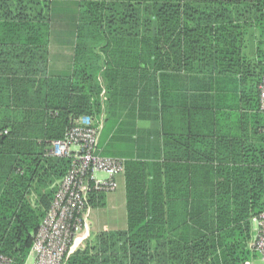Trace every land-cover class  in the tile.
<instances>
[{
    "label": "trees",
    "instance_id": "1",
    "mask_svg": "<svg viewBox=\"0 0 264 264\" xmlns=\"http://www.w3.org/2000/svg\"><path fill=\"white\" fill-rule=\"evenodd\" d=\"M60 2L79 3L80 19L76 25L74 20L69 72L54 75L52 13ZM182 71L213 79L220 95L231 88L241 92L236 106L250 113L256 140L238 144L229 161L189 153L195 138L190 133L184 144L180 134L165 138L168 151L156 156L144 154L139 138L133 154L109 147L103 156L98 146L100 156L125 160L127 229L102 232L67 264L261 259L251 243L254 220L264 212V0H0L1 257L28 263L56 184L71 168V159L49 154L52 142L81 116L101 120L119 99L128 98V111L146 118L151 75ZM133 74L140 84L126 98L116 82ZM167 109L158 108L163 119ZM107 121L112 127L124 123ZM127 123L135 129L136 119ZM107 195H91V207H105Z\"/></svg>",
    "mask_w": 264,
    "mask_h": 264
},
{
    "label": "crops",
    "instance_id": "2",
    "mask_svg": "<svg viewBox=\"0 0 264 264\" xmlns=\"http://www.w3.org/2000/svg\"><path fill=\"white\" fill-rule=\"evenodd\" d=\"M73 56L74 54H71L66 60L65 58H61V56L54 58L53 54H51L52 73L54 75H60L67 71L69 72ZM163 76H165L164 89H160L163 84ZM151 79L153 81L147 84L148 98L145 99L148 104L146 118H136L139 111H135V109L128 111L127 109L129 107L127 97L128 95L131 97V94L133 95L134 93L133 87L140 84L139 75H127L126 78L116 82L121 85L119 88L121 90L123 89L122 93L127 99L123 98L126 99L125 102L119 99L117 109H111L110 115L106 112H103L101 115L104 117L103 120L101 119L104 127L99 146L100 153L103 156H107L105 154H108L107 150L109 147L110 150L117 149L120 153H136L137 148L133 141L138 138V145L144 150V154L147 156H156L163 151H168L167 147H165L167 146L165 144L167 143L165 138L180 134L183 136L180 138L181 143L184 144L187 139L186 134L190 133L195 138L188 147L189 153H193L196 158H222L229 161V156H232L231 154H235V151H238V144L249 143L251 145L254 143L253 140H256L252 130L253 122L250 113L240 111L236 106L239 101L238 96L241 95V92H237L231 88L220 95L218 93L220 86L213 79L205 75H197L196 77L189 78L184 71L179 74L172 72L165 75L154 74L151 75ZM101 81L102 83L104 82L103 79ZM122 85L128 87V90L124 92ZM223 85L226 87L229 86L227 83ZM103 89V92L106 91L107 93L105 86H103ZM131 101L137 108L140 107L141 102ZM144 105L142 104V106ZM160 106L168 107L164 119L158 111ZM135 119L136 132L138 131L139 134L143 133L142 136H132L133 130L135 131L133 125L131 124L132 126H129V123L125 124L127 121L132 122ZM107 120H118L120 121L119 123L121 121L124 123L121 127H118L119 125L112 127L109 126ZM173 148L175 146L171 145L170 149ZM184 150V146H181L179 152L183 153ZM121 157L127 159V157ZM118 183L119 190L117 194H108L107 197H110L107 199V202L116 204L119 201L126 208L125 177L120 176ZM94 211L95 209H92L91 219L89 218L88 221L90 227L89 238L73 255L87 250L90 244L93 246V243H91L93 241V232L97 234L102 232L124 231L127 229V219L124 225L123 223L120 225L117 218L97 219L93 216ZM255 226L254 223V229ZM34 261V257L31 255L27 264H34Z\"/></svg>",
    "mask_w": 264,
    "mask_h": 264
},
{
    "label": "built area",
    "instance_id": "3",
    "mask_svg": "<svg viewBox=\"0 0 264 264\" xmlns=\"http://www.w3.org/2000/svg\"><path fill=\"white\" fill-rule=\"evenodd\" d=\"M259 90L260 110L264 113V79ZM103 127L102 120L81 116L62 140L52 142L49 154L71 159L72 165L59 181L51 208L35 237L31 251L34 264H67L89 238L91 195L118 190V178L125 173V160L97 153ZM254 223L251 248L260 254L264 264V212ZM0 264L11 261L0 256Z\"/></svg>",
    "mask_w": 264,
    "mask_h": 264
},
{
    "label": "rangeland",
    "instance_id": "4",
    "mask_svg": "<svg viewBox=\"0 0 264 264\" xmlns=\"http://www.w3.org/2000/svg\"><path fill=\"white\" fill-rule=\"evenodd\" d=\"M52 16L54 18V23H53V43H52L51 54H53L54 58H56L57 56H61V58H65L67 60V58L71 54H74V47L71 43L74 40V35H75L74 20H76L75 22L76 25L78 23V20L80 19V5L79 3H75V2H60L55 6V11L52 13ZM87 54H91L90 48L89 50H87ZM54 60L57 62L56 59ZM106 102H107V93L105 91L103 92L104 108L107 107V105L105 106ZM105 110L106 109H104V111ZM103 118L104 117L102 116L100 117V119L102 120ZM118 190L114 194H117ZM111 194L113 195V193ZM35 198L36 197L33 196V199ZM93 216H95L97 219L100 220H103V218L104 219L117 218L119 224L121 225L123 223L124 225L127 219V212H126V208H124V205L121 204V202L118 201L116 204L107 202V205L105 207L95 209ZM100 234L101 233H97V234L95 232L92 233L93 236L92 237L93 241L91 242L93 243L92 245L96 243L97 237ZM252 264H263V262L261 259H258Z\"/></svg>",
    "mask_w": 264,
    "mask_h": 264
}]
</instances>
